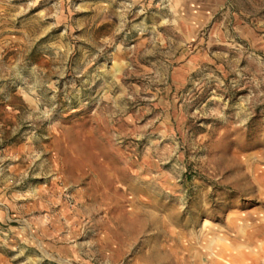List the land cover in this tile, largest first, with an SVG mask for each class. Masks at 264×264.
Segmentation results:
<instances>
[{
    "label": "rangeland",
    "instance_id": "rangeland-1",
    "mask_svg": "<svg viewBox=\"0 0 264 264\" xmlns=\"http://www.w3.org/2000/svg\"><path fill=\"white\" fill-rule=\"evenodd\" d=\"M0 264H264V0H0Z\"/></svg>",
    "mask_w": 264,
    "mask_h": 264
}]
</instances>
